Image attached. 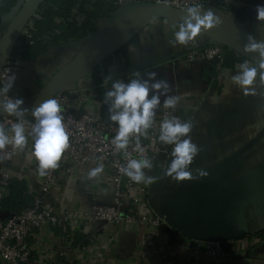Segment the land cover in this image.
Listing matches in <instances>:
<instances>
[{
    "label": "crops",
    "instance_id": "0c3cea01",
    "mask_svg": "<svg viewBox=\"0 0 264 264\" xmlns=\"http://www.w3.org/2000/svg\"><path fill=\"white\" fill-rule=\"evenodd\" d=\"M259 1L262 3L252 8L254 19L239 22V25L264 43V20L256 15L257 6L264 4V0ZM126 10L120 19L116 15L119 12L102 19L109 33L118 31L129 16L143 12L136 6L123 11ZM176 30L168 19L158 20L140 32L135 42L125 44L128 59L115 52L109 56L112 72L120 80L127 82L137 74L140 79L148 80V74L155 73L150 83L160 79L167 81L169 92L161 96V105L166 96L179 97L174 110L181 119L191 123V141L199 148V154L188 169L193 177L189 180H173L168 174L170 161L164 167L162 162L151 160L152 168L143 170L145 177L150 178L141 182L145 195L135 209L140 214L157 212L168 223L180 227V219L192 202L180 196L175 205H170V196L176 190L183 186L194 187L214 201L228 198V211L210 234L224 240L225 256L220 263H214L206 255L195 260L186 250L185 241L176 240L167 226L155 228L140 221L96 232L93 252L86 258L79 255V259H73L70 264H264V84L259 69L254 84L247 88L235 80L241 64L258 67L260 61L247 56L248 59L234 67H224L213 74L212 67L200 60H188L186 55L196 42L207 43L208 33L201 30L195 41L181 45L170 42L174 41ZM94 35L95 32L90 34L91 40ZM76 44L70 43L65 48V57L73 54L68 53L72 47H83ZM54 50L27 64L25 69L20 68L18 74L22 76L25 72L27 77L35 70L50 67ZM121 59L123 62H118ZM105 73L106 78L108 71ZM13 81L17 83L18 78L14 77ZM258 131L263 139L257 137ZM34 162L31 154L19 151L10 168L34 182ZM200 172L205 175L201 176ZM86 178L74 176L70 183L63 181L56 193V205L85 208L89 205L88 189L98 191L101 202H109V189L95 182L87 183Z\"/></svg>",
    "mask_w": 264,
    "mask_h": 264
},
{
    "label": "built area",
    "instance_id": "2783aa9c",
    "mask_svg": "<svg viewBox=\"0 0 264 264\" xmlns=\"http://www.w3.org/2000/svg\"><path fill=\"white\" fill-rule=\"evenodd\" d=\"M85 1H87L86 8L89 9L91 4L98 0ZM111 1L114 2L117 8L111 16L132 6L144 8L163 4L187 10L188 7L199 5L200 10L208 11L211 9L214 14L230 17L236 24L240 22L235 18L237 11L246 7L252 9L258 3H262L259 0ZM80 3L81 1L74 5L71 10L78 22L83 21L85 18L83 13H78ZM37 16L38 11L34 17ZM34 17L22 32V36L28 34V26H33ZM61 20L64 19L58 18L57 22ZM102 21V19L97 20L96 30H98ZM169 21L175 26L178 24L175 20ZM90 34L73 43L90 39ZM2 35L3 28L0 39ZM207 40V43L196 42L192 49L186 53L187 58L188 60H200L220 71L224 68V47L227 45L223 41L215 40L216 42H214L210 38ZM55 47L57 46L51 47L49 52ZM66 47V45L59 47L63 48L61 53L65 51ZM60 59L61 56L55 58V61ZM67 62L64 61L60 67H57L56 72ZM118 62H123V60L121 59ZM30 63L32 62L10 57L0 74V88L8 82V77L19 78L17 76L19 69H25L27 64ZM93 70L94 68L86 70L75 77L50 98V100L57 99L62 106L61 114L64 117L63 123L69 134V147L58 161V167L46 170V174L43 176L39 174L35 159L32 166L34 182H29L26 175L15 173L10 168V164L19 151H24L33 156L32 146L35 139L33 126L36 119L34 116L18 118L0 112V126L8 131L10 138L13 137L12 125L17 122L23 123L26 137L23 148H17L13 144H9L0 150V264H70L73 259L77 261L79 255L86 258L93 252L96 232L104 228L113 229L119 224H132L140 221L147 222L155 228L167 226L174 232L176 240L185 241L186 250L195 260H199L206 255L214 263L222 262L225 256L224 240H193L184 234L181 227L168 223L164 216L157 212L148 211L146 214H140L135 206L137 207L138 201L143 199L145 187L141 183L130 181L123 172L128 160L133 158L158 160L165 167L171 159V147L162 144L158 140L159 122L160 119L165 117H180L177 115L178 113L172 109L158 107L153 127L138 138L143 151H137L136 138H130L126 150H116L111 141L116 134L117 125L110 119V103L104 108L103 102L98 98V89L105 88L109 90L111 83L118 78L115 73L113 74L112 66H109L107 77H104L106 75L104 73L102 82L96 84L93 78ZM38 71H40L37 75L38 79H42V76L47 74V71H43V69ZM22 77H26L25 72H23ZM51 78L52 76L45 85ZM106 81L107 86H105ZM42 88L33 97L29 98L22 94L18 82L14 84L13 81L9 91L0 95V97L3 101L5 98L21 99L23 103L20 107H25L36 98ZM29 101L30 103L25 105ZM89 105H92L93 108ZM181 120L184 121V119ZM258 134L257 137L263 139L262 134L260 132ZM100 166L103 170L99 174L96 176L89 175L93 169ZM74 176L77 179L87 177V183L102 184L105 189H109L110 201L101 202L98 198L99 192L88 189L89 205L87 207L75 209L68 206H57L55 197L60 185L63 181L72 182ZM13 179L25 182L27 194L30 196V203L19 213L6 211L2 206L3 201L10 193L9 186ZM80 236L82 237L80 238Z\"/></svg>",
    "mask_w": 264,
    "mask_h": 264
},
{
    "label": "clouds",
    "instance_id": "9594fccd",
    "mask_svg": "<svg viewBox=\"0 0 264 264\" xmlns=\"http://www.w3.org/2000/svg\"><path fill=\"white\" fill-rule=\"evenodd\" d=\"M258 19L264 20V4L258 5L256 9ZM219 23V18L214 11L209 9L203 15L200 6L188 7L187 15L182 22L176 25L174 41L177 44L185 45L190 41H195L201 34V30H209ZM250 43L245 47V51H259L261 62L258 67H249L241 64V71L235 77L236 82L247 88L253 85L258 69L260 76L264 79V43H256L249 37ZM149 79L135 78L127 82L117 79L111 83L110 89L105 93V102L110 103V119L117 125L116 134L112 138V145L118 151L128 148L130 138H136V149L142 152L139 144V136L145 134L153 127L156 109L176 108L179 102L177 96H166L161 105V96L169 92L167 81L155 79V73H149ZM14 76L8 77V82L0 88V95L6 94L12 86ZM107 86V81L105 82ZM151 93V96H150ZM150 97V98H149ZM23 100L5 98L0 103V108L9 116L21 117L23 111L20 109ZM62 106L57 99L43 102L33 110L36 123L33 126L35 139L32 146V154L37 161V167L41 176L46 174V170L58 167L64 151L69 147V134L63 123L64 117ZM13 137L10 138L8 131L0 126V150L7 145L13 144L17 148H23L26 143L25 128L22 122L12 125ZM192 125L190 122L182 121L178 116L165 117L159 122L158 140L171 147V159L168 167V174L175 181L192 179L188 171L194 159L199 154V148L191 141L190 133ZM152 161L147 158L129 159L123 168L125 176L133 183H141L146 179L144 169H151ZM102 166L93 169L89 175L96 176L102 171ZM203 176L205 173L200 172Z\"/></svg>",
    "mask_w": 264,
    "mask_h": 264
},
{
    "label": "water",
    "instance_id": "95a60500",
    "mask_svg": "<svg viewBox=\"0 0 264 264\" xmlns=\"http://www.w3.org/2000/svg\"><path fill=\"white\" fill-rule=\"evenodd\" d=\"M43 1L24 0L16 13H0V26L3 28V35L0 39V74L22 36V32L33 19ZM139 10L143 12L130 23L118 31L96 40L62 66L29 105L20 107L23 111L21 117L33 116V110L36 107L50 100L54 94L64 88L75 77L86 70L95 68L101 61L116 52L121 46L130 42L154 22L161 19L182 22L187 15V10L163 4L140 7ZM200 12L203 15L207 11L200 10ZM208 31L220 37L228 47L235 49L241 55L251 58L256 57L261 62L259 51H245V47L250 43L249 37L256 43L263 42L245 31L233 19L232 22H228L219 18V23ZM2 102L3 99L0 97V103ZM0 112L8 115L2 108H0ZM11 116L16 117L15 115ZM180 196L192 202L180 219V227L184 234L193 240L223 241L219 236L210 234L228 211L230 200L224 197L214 201L210 195L197 188L183 186L170 196L169 204L175 205V201Z\"/></svg>",
    "mask_w": 264,
    "mask_h": 264
},
{
    "label": "trees",
    "instance_id": "16d2710c",
    "mask_svg": "<svg viewBox=\"0 0 264 264\" xmlns=\"http://www.w3.org/2000/svg\"><path fill=\"white\" fill-rule=\"evenodd\" d=\"M79 1L81 5L78 13H83L85 18L78 22L76 16L72 14V8ZM23 0H0V13H16L22 5ZM85 0H44L38 10V16L34 17L33 26H28V34L21 36L14 47L11 57H17L22 61L35 62L45 56L53 46H68L70 43L78 41L97 28V20L110 17L117 8L111 0H98L86 8ZM224 16V15H223ZM254 11L250 8H241L237 11L235 18L240 22L254 19ZM58 18H63L57 22ZM231 21L228 16L224 20ZM137 38V37H136ZM133 38L130 42H135ZM123 54L128 59L127 45L121 46L115 54ZM248 59L235 49L224 47V67H234L237 63ZM112 57L101 62L92 71L96 84L102 82L103 74L110 66ZM213 67V74L216 72ZM264 84V79H262ZM108 89L99 88L98 98L106 108L109 103L105 102V93ZM10 193L3 201V209L12 213H19L30 203V196L27 194L25 182L13 179L9 186ZM82 236H80L81 238Z\"/></svg>",
    "mask_w": 264,
    "mask_h": 264
},
{
    "label": "rangeland",
    "instance_id": "374dc122",
    "mask_svg": "<svg viewBox=\"0 0 264 264\" xmlns=\"http://www.w3.org/2000/svg\"><path fill=\"white\" fill-rule=\"evenodd\" d=\"M127 11L128 10L121 11L118 14H116L117 15V18L120 19L122 17V15L124 13H126ZM116 15H115V17H116ZM139 15L140 14L138 13L137 15H134V16H131V17L129 16L128 19L126 18V22L124 23V25L121 26V28L123 26L127 25L128 23H130L133 19H135ZM225 21H228V20L226 19ZM104 22H106V21H104ZM204 31H206L208 33V35H209L208 38L213 39V41L216 42L215 40L218 39V36L217 35H215L214 33L210 32L208 30H204ZM114 32H116V31H113L112 33H114ZM1 33H2V27L0 26V35H1ZM112 33H109L106 30V27L104 26V24L101 23V25L99 26L98 30H96L94 37H92V40L90 39V42L91 43L90 42L88 43V39L86 41H82V42L78 43V45L80 44L83 47H79V48L72 47V49H73L74 52H73V54L68 55V57H65L66 52H65V54L63 53L64 51L61 53V51L63 50V48H58L56 50H54V48H53L52 50L55 51V53L53 55L54 58L51 56L53 58V61H52L51 64H49L50 67H43V71H47L46 72L47 74L46 75H43L42 76L43 77L42 79H38V77H37L38 73L40 72L38 70H35L31 75H29V76H27L25 78L22 77L20 74L17 73V76L19 77L18 78L19 79L18 83H19V87H20L19 89L22 91V94L24 96H26V97H29V98L33 97L45 85V83L48 81V79L55 74V72L57 70V67H60L64 63V61L67 62V60H69L73 55H75V54L79 53L81 50L85 49L87 45H90L93 42H95L96 40H98L100 38H103V37H105V36H107L109 34H112ZM86 43H87V45H86ZM72 45L73 44H71V46ZM66 50L67 49H65V51ZM59 56H61V59L59 61H55V58H57ZM255 59H257V58L255 57ZM25 84L27 85V87L24 86Z\"/></svg>",
    "mask_w": 264,
    "mask_h": 264
},
{
    "label": "bare ground",
    "instance_id": "6f19581e",
    "mask_svg": "<svg viewBox=\"0 0 264 264\" xmlns=\"http://www.w3.org/2000/svg\"><path fill=\"white\" fill-rule=\"evenodd\" d=\"M215 15H216L217 17H219V18H221V19L224 20V16H223V15H221V14H216V13H215ZM102 23H103V22H102ZM100 25H101V24H100ZM100 25H99V26H100ZM98 28H99V27H98ZM104 36H105V35H104ZM217 40H218V41H223L220 37H218ZM77 45H78V44H77ZM70 51H71L72 53L74 52L73 49H72V50H68V53H69ZM242 52H245V51L242 50ZM254 58H255V57H254ZM257 60H258V59H257ZM258 61H260V60H258Z\"/></svg>",
    "mask_w": 264,
    "mask_h": 264
}]
</instances>
